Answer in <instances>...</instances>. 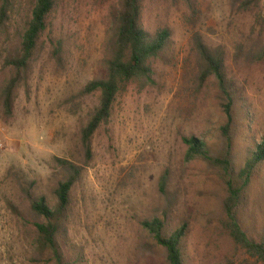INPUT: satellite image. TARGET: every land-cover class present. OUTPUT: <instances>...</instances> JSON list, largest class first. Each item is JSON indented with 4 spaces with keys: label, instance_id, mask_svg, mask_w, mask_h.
<instances>
[{
    "label": "rangeland",
    "instance_id": "obj_1",
    "mask_svg": "<svg viewBox=\"0 0 264 264\" xmlns=\"http://www.w3.org/2000/svg\"><path fill=\"white\" fill-rule=\"evenodd\" d=\"M36 0H9L0 26V98L15 76L7 60L18 48ZM120 0H61L50 16L28 79L14 91L12 114L0 100V264H56L37 246L32 198H48L63 179L55 159L84 168L73 191L68 239L77 264H165L164 252L142 223L160 215L167 200L159 181L171 170V220L188 224V264H258L237 249L222 226L224 185L202 160L187 161L183 137L207 138L225 120L214 78L203 83L195 36L225 53L228 79L247 102L251 133L236 143L242 156L264 139V0H145L147 30L169 29L172 46L158 63L156 85L122 87L112 117L92 139L88 159L81 137L100 93L84 87L103 71L110 53L113 14ZM63 43L62 61L53 52ZM244 53L237 59V49ZM251 139V140H250ZM219 146V142H218ZM243 159V157H241ZM244 228L264 227V175L257 176Z\"/></svg>",
    "mask_w": 264,
    "mask_h": 264
},
{
    "label": "trees",
    "instance_id": "obj_2",
    "mask_svg": "<svg viewBox=\"0 0 264 264\" xmlns=\"http://www.w3.org/2000/svg\"><path fill=\"white\" fill-rule=\"evenodd\" d=\"M6 6L9 0H1ZM61 0H36L30 20L22 35L18 48L7 60L8 67L15 76L2 90L0 98L7 113L12 114L14 91L20 81L28 79L33 69V61L39 43L46 33L50 16ZM192 3V0H187ZM145 0H120L118 10L113 14V29L109 40L110 53L104 61L101 74L89 82L82 94L100 93V106L95 110L87 126L81 131L82 143L88 159H92V139L101 126L112 117L114 104L122 89L129 83L144 86L156 85L158 63L167 59L172 46L173 34L169 29L147 30L143 22ZM7 9L2 8L0 26L7 22ZM196 51L199 55L203 83L214 78L218 84V99L224 121L214 132L218 149L207 138L183 137L187 147V161L202 160L219 173L224 185L222 201V226L234 246L245 252L258 264H264V227L255 234L244 228L246 206L256 177L264 175V139L260 144L252 142L243 159L236 152V143L243 135L251 133L252 122L249 106L239 90L228 79L225 67V53L221 49L210 48L201 38L195 36ZM244 46L237 49V59L244 53ZM58 62L62 61L63 43L58 42L53 52ZM264 60V46L258 53L247 57ZM251 140V139H250ZM63 171V179L54 191L55 204L48 198H32V211L40 219L36 223L37 246L42 255H51L56 264H77L72 260L68 239V225L72 214L73 191L80 183L84 168L68 160L56 158ZM171 170L165 171L159 181V192L167 200V206L160 215L152 216L142 225L165 255V264H188L189 234L188 224L175 227L171 220Z\"/></svg>",
    "mask_w": 264,
    "mask_h": 264
},
{
    "label": "built area",
    "instance_id": "obj_3",
    "mask_svg": "<svg viewBox=\"0 0 264 264\" xmlns=\"http://www.w3.org/2000/svg\"><path fill=\"white\" fill-rule=\"evenodd\" d=\"M0 147L2 148L3 147V144H0Z\"/></svg>",
    "mask_w": 264,
    "mask_h": 264
}]
</instances>
